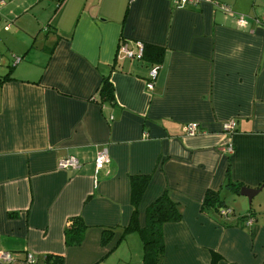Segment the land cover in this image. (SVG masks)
Segmentation results:
<instances>
[{
    "label": "crops",
    "instance_id": "1",
    "mask_svg": "<svg viewBox=\"0 0 264 264\" xmlns=\"http://www.w3.org/2000/svg\"><path fill=\"white\" fill-rule=\"evenodd\" d=\"M197 1L178 8L171 0H7L0 8V251L10 264L27 253L36 264L48 256L140 264L138 233L122 235L136 174L150 176L139 227L164 192L181 207V220L162 227V264H264V204L246 212L248 198L225 186L229 170L230 181L258 189L250 201L264 200L256 197L264 192V0ZM134 41L162 50L151 92L153 65L119 51ZM106 77L113 103L96 93ZM230 119L236 126L226 136L221 125ZM189 122L203 131L185 135ZM102 148L110 162L95 174ZM69 155L78 168L59 169ZM207 190L233 211L221 217L230 225L202 212ZM74 216L87 229L81 244L66 246Z\"/></svg>",
    "mask_w": 264,
    "mask_h": 264
},
{
    "label": "trees",
    "instance_id": "2",
    "mask_svg": "<svg viewBox=\"0 0 264 264\" xmlns=\"http://www.w3.org/2000/svg\"><path fill=\"white\" fill-rule=\"evenodd\" d=\"M143 59L152 66L160 62L162 50L160 48L144 45ZM97 95L102 102L113 103V87L109 79L104 78L97 90ZM150 181V176L146 174L129 175L130 185V205L132 214L128 226L123 229L122 235L128 232H137L142 242V256L140 264H162L164 254V242L162 227L165 223L179 222L182 218L180 205L170 199L164 192L157 197L146 209V220L144 227H139L137 223V211L140 200ZM225 186L238 194L241 184L232 182L229 179V170L226 172ZM220 208H226L217 191L207 190L201 203L203 213L214 217L223 226L230 225L222 220L221 217L233 216V211L229 209L227 215L219 213ZM251 212L248 216H251ZM245 217H238L241 221ZM246 222V221H245ZM87 226L80 216L70 217L64 228V242L66 246H76L82 243ZM110 236L109 230L102 232V242H106ZM46 264H62L61 257L48 256Z\"/></svg>",
    "mask_w": 264,
    "mask_h": 264
},
{
    "label": "built area",
    "instance_id": "3",
    "mask_svg": "<svg viewBox=\"0 0 264 264\" xmlns=\"http://www.w3.org/2000/svg\"><path fill=\"white\" fill-rule=\"evenodd\" d=\"M130 1H133V0H130ZM171 1L178 8L184 7L185 5L189 3L196 4L198 2L197 0H171ZM206 1H212V0H206ZM6 2L7 0H0V8L5 6ZM59 3L60 2H57L56 6H58ZM215 5L218 6L224 13L233 14V12L229 9L228 6L224 4H219V3H215ZM234 18L238 26L240 27L246 26L247 22L243 16L234 15ZM262 22H264V18H262ZM10 26H11L10 22L6 23L4 26V29L8 30ZM143 46L144 45L142 42H137L134 45V47H129L127 44L123 43L119 46V51L122 53L124 57L128 59H142L143 54H144ZM20 60H21V57H18V56L13 57L14 63ZM157 73H158V65H154L149 69L148 77L145 80L146 91L151 92L153 90L154 81L157 77ZM235 126H236L235 120L230 119V120L222 122L221 129H222V132L226 136H230L234 132ZM182 131L187 136H194V135L201 133L203 130L197 123L189 122L182 126ZM226 150L227 151L233 150V147L230 143L227 144ZM109 162H110V157H109L107 149L102 148L98 150L94 157V173L95 174L99 173L102 169H104L108 165ZM78 166H79V162L77 158L73 155L62 157L57 162V167L59 169L75 170L78 168ZM228 212H229V209H226V208L219 209V213L222 216L227 215ZM251 223H252V218H248L246 220V224L250 225ZM11 261H12V255L7 251L1 250L0 251V264H10ZM22 264H36V257L32 253H27Z\"/></svg>",
    "mask_w": 264,
    "mask_h": 264
},
{
    "label": "rangeland",
    "instance_id": "4",
    "mask_svg": "<svg viewBox=\"0 0 264 264\" xmlns=\"http://www.w3.org/2000/svg\"><path fill=\"white\" fill-rule=\"evenodd\" d=\"M54 7H56V4H55V6L50 5V11L51 12L54 10ZM137 42H139V41H134L135 44ZM262 193H264V192H260L258 195H256V197L261 199L262 197H264V194H262ZM234 199H237V197L235 196ZM232 201H233L232 198H230L229 200L228 199H225L226 204L228 206H231V207H232ZM262 204H264V200L258 201L257 199H255L253 202L250 201V203H249L248 199H246V212H247V208L249 206H251L252 208H258V206L259 205H262Z\"/></svg>",
    "mask_w": 264,
    "mask_h": 264
},
{
    "label": "water",
    "instance_id": "5",
    "mask_svg": "<svg viewBox=\"0 0 264 264\" xmlns=\"http://www.w3.org/2000/svg\"><path fill=\"white\" fill-rule=\"evenodd\" d=\"M239 192L241 195L246 196L250 202L252 195L256 194L258 192V189H251L248 187H242Z\"/></svg>",
    "mask_w": 264,
    "mask_h": 264
}]
</instances>
